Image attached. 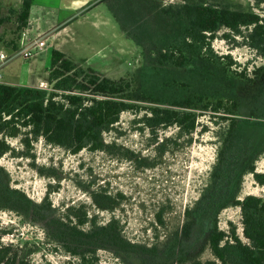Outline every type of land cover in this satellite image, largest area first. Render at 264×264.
<instances>
[{
    "label": "rangeland",
    "instance_id": "rangeland-1",
    "mask_svg": "<svg viewBox=\"0 0 264 264\" xmlns=\"http://www.w3.org/2000/svg\"><path fill=\"white\" fill-rule=\"evenodd\" d=\"M104 3L102 9L110 23L94 20L95 28L85 25L86 35L80 38L75 55L89 59V65L109 78H128L137 88L164 101L195 95L239 101L231 149L238 153L248 149L255 169L242 176L236 200L248 195L264 198V74L260 78L253 74L264 65V59L241 37L225 30L217 33L210 47L190 44L185 38L188 22L178 13L184 4H213L264 14L263 5L257 7L255 0ZM13 17L8 25L12 31L17 27V17ZM178 49L187 57L183 67L163 58L164 53L179 54ZM51 52L48 47L38 59L41 76L34 77L31 87L49 91L48 83L44 89L36 81L46 77ZM224 55L231 60L220 58ZM27 67L16 58L0 70L5 78L16 79L26 74ZM222 116L202 112L191 134L177 126L152 134L143 125V114L126 112L104 133L108 152L83 150L76 155L42 139L32 143V148L23 147L22 130L12 126L5 132L15 135L6 138L14 151L0 158V169L9 186L32 202L41 203L49 194L54 219L67 222L68 209L80 208V215L87 212L89 219L96 216L101 224L115 220V229L126 242L161 251L185 224L186 211L196 208L215 188L214 171L229 126ZM237 175L236 171L233 181ZM221 181L224 191L230 189L226 179ZM38 217L0 207V243L28 264H67L71 257L65 247ZM218 224L226 232L234 225L242 236L240 208L231 203L224 206ZM194 251L191 259H214L205 243ZM98 256L100 264H125L110 248L99 249Z\"/></svg>",
    "mask_w": 264,
    "mask_h": 264
},
{
    "label": "trees",
    "instance_id": "trees-1",
    "mask_svg": "<svg viewBox=\"0 0 264 264\" xmlns=\"http://www.w3.org/2000/svg\"><path fill=\"white\" fill-rule=\"evenodd\" d=\"M255 3L257 7H264V0H255ZM31 6L32 0H24L19 11L10 12L17 17V27L5 44L10 53L19 48L20 34L27 26ZM178 13L188 22L185 38L190 44L210 47L217 33L225 30L241 37L264 59V14L213 4H184ZM3 22L1 19L0 25ZM178 53H164L163 58L183 67L187 64L186 54L181 49ZM220 58L231 60L229 55ZM253 74L254 78L262 77L264 65ZM47 82L48 92L0 84V158L14 151L6 138L15 135L5 132L12 126L22 130L23 147L32 148V143L42 139L47 145L76 155L83 150L108 152L110 145L105 142L104 133L126 112L143 114V125L152 134L173 126L191 134L202 112L223 114L222 118L229 121L214 171V190L196 208L186 211L185 224L161 251L126 242L116 231L115 220L101 224L96 216L89 219L87 212L80 215V208L68 209L67 222L54 219L49 194L41 203L32 202L23 192L9 186L0 169V207L39 216L38 220L46 224L54 240L71 257L67 264H100L98 251L103 248L112 249L125 264H264V198L248 195L236 200L242 176L255 169L248 149L244 153L231 149L238 128L239 101L206 95L164 101L137 88L128 78H109L58 50L52 51ZM236 171L238 175L233 181ZM224 179L230 187L226 191L221 181ZM230 203L240 208L242 236L234 225L228 232L219 227V212ZM202 243L209 247L214 259L190 258ZM11 252L9 246L0 243V264H28Z\"/></svg>",
    "mask_w": 264,
    "mask_h": 264
},
{
    "label": "crops",
    "instance_id": "crops-1",
    "mask_svg": "<svg viewBox=\"0 0 264 264\" xmlns=\"http://www.w3.org/2000/svg\"><path fill=\"white\" fill-rule=\"evenodd\" d=\"M23 1L24 0H0V20H4L0 25V49L7 51L5 44L12 38L11 35L15 30L12 31L10 26L8 27V25H11L14 21V15L10 12L19 11L22 8ZM105 1L106 0H32V6L25 29L30 31L31 36H38L44 40L46 46L38 55L39 57L37 56L31 60L22 58L17 53L18 50L13 52L14 56L11 60L21 58L22 62H26V65H28L26 74L19 75L16 79L5 78L3 75V84L20 87L33 86V83H35L34 77L41 76V72L38 71V59L47 51L48 47L51 48L52 51H61L83 66L93 68L89 65V59H79L74 51L80 48L79 40L86 35V32L83 30L85 25H89L90 28L91 26L95 28L97 24L96 22L95 24L93 23L94 20L101 21L102 23H110L109 15L102 9V5L106 4L104 3ZM108 3H110V1ZM69 44H71V47L67 48ZM45 74L46 77L40 78V80L36 82H39V84L41 82L48 83L49 68ZM102 74L107 76L105 73Z\"/></svg>",
    "mask_w": 264,
    "mask_h": 264
},
{
    "label": "built area",
    "instance_id": "built-area-1",
    "mask_svg": "<svg viewBox=\"0 0 264 264\" xmlns=\"http://www.w3.org/2000/svg\"><path fill=\"white\" fill-rule=\"evenodd\" d=\"M46 46L44 40L40 37L31 36L30 31L28 29H22L19 39V48L18 54L24 58L25 60H31L37 57ZM14 54L9 51L0 49V68L7 64L12 58ZM3 73L0 70V84L3 83ZM47 83L41 82L40 87L47 89Z\"/></svg>",
    "mask_w": 264,
    "mask_h": 264
}]
</instances>
